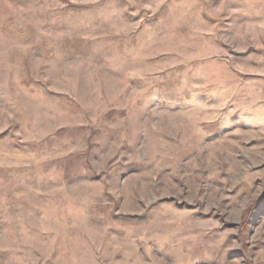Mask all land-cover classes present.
<instances>
[{
  "label": "rangeland",
  "instance_id": "374dc122",
  "mask_svg": "<svg viewBox=\"0 0 264 264\" xmlns=\"http://www.w3.org/2000/svg\"><path fill=\"white\" fill-rule=\"evenodd\" d=\"M0 264H264V0H0Z\"/></svg>",
  "mask_w": 264,
  "mask_h": 264
}]
</instances>
